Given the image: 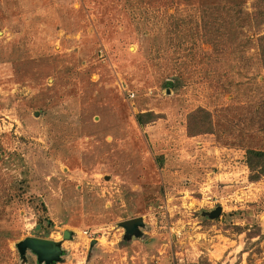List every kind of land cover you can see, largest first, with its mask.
<instances>
[{"label":"rangeland","instance_id":"rangeland-1","mask_svg":"<svg viewBox=\"0 0 264 264\" xmlns=\"http://www.w3.org/2000/svg\"><path fill=\"white\" fill-rule=\"evenodd\" d=\"M248 150L264 0H0V264H264Z\"/></svg>","mask_w":264,"mask_h":264},{"label":"water","instance_id":"water-1","mask_svg":"<svg viewBox=\"0 0 264 264\" xmlns=\"http://www.w3.org/2000/svg\"><path fill=\"white\" fill-rule=\"evenodd\" d=\"M221 209H216V211L211 213V217L215 218L219 216ZM142 223L141 218H135L131 220L124 221L120 223L127 233H133L136 226ZM68 232L64 233V238L67 237ZM17 249L21 255H23L27 250L33 253L39 263L51 264L59 260L62 253L59 245L50 240H44L39 238H25L18 243Z\"/></svg>","mask_w":264,"mask_h":264},{"label":"trees","instance_id":"trees-1","mask_svg":"<svg viewBox=\"0 0 264 264\" xmlns=\"http://www.w3.org/2000/svg\"><path fill=\"white\" fill-rule=\"evenodd\" d=\"M205 114V111L199 109L197 111V114ZM196 115V114H195ZM207 115V114H205ZM148 116V115H138L137 121L139 125H143L145 122L143 121V117ZM201 126H203V122L200 123ZM246 161H247V166L249 167L251 172H256L257 174L251 178V180L256 181L260 177L264 176V153L263 152H258V151H253V150H248L246 152Z\"/></svg>","mask_w":264,"mask_h":264},{"label":"bare ground","instance_id":"bare-ground-1","mask_svg":"<svg viewBox=\"0 0 264 264\" xmlns=\"http://www.w3.org/2000/svg\"><path fill=\"white\" fill-rule=\"evenodd\" d=\"M69 236V233L67 234V237Z\"/></svg>","mask_w":264,"mask_h":264}]
</instances>
